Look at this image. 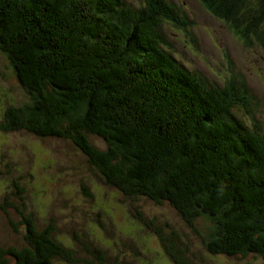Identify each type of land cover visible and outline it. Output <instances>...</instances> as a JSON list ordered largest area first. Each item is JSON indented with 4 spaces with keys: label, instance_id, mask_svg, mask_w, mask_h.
I'll use <instances>...</instances> for the list:
<instances>
[{
    "label": "trees",
    "instance_id": "obj_1",
    "mask_svg": "<svg viewBox=\"0 0 264 264\" xmlns=\"http://www.w3.org/2000/svg\"><path fill=\"white\" fill-rule=\"evenodd\" d=\"M197 1L264 52V0ZM185 23L169 0H0V51L30 95L25 107L4 109L0 129L68 140L104 186L169 206L193 233L206 217L213 230L199 261L264 264L258 105L245 82L219 86L191 70L175 46ZM133 216L167 242L153 220ZM21 218L25 244L0 247V264L102 262L98 250L76 259L54 225L38 231L31 214ZM179 253L170 261L190 264Z\"/></svg>",
    "mask_w": 264,
    "mask_h": 264
},
{
    "label": "rangeland",
    "instance_id": "obj_2",
    "mask_svg": "<svg viewBox=\"0 0 264 264\" xmlns=\"http://www.w3.org/2000/svg\"><path fill=\"white\" fill-rule=\"evenodd\" d=\"M169 2L189 21L184 24L187 30H182L185 34L175 38V46L191 70L219 86L231 78L233 83L245 82L258 105L253 109L255 115L264 124L263 52L202 1ZM190 42L196 45L188 49L184 45ZM29 103L28 90L19 83L13 67L0 51V124L4 109L10 104L20 109ZM95 145L104 148L99 143ZM83 163V156L68 140L39 138L25 130L0 129V247L24 246L21 216L31 214L38 231L54 225L53 238L80 261L91 258V253L98 250L103 260L93 261L95 264H173L168 255L178 258L179 252H184L181 255L184 262L209 264L205 259L199 261L208 255L203 240L213 230L206 217L194 221L193 233L185 219L169 206L120 197L104 186L99 173L90 174ZM80 184L93 199L83 194ZM136 211H141L146 220L154 221L167 241L165 244L132 218ZM9 220L17 224L16 232ZM72 230L75 236L70 234ZM168 242L176 243V247L169 249ZM221 261L224 263L216 259L212 264H242ZM54 264L65 263L56 258Z\"/></svg>",
    "mask_w": 264,
    "mask_h": 264
}]
</instances>
